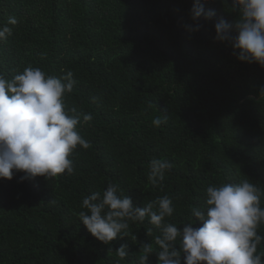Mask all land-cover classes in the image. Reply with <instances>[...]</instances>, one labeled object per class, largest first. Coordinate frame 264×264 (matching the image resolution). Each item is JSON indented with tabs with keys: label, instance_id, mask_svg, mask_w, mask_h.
<instances>
[{
	"label": "trees",
	"instance_id": "1",
	"mask_svg": "<svg viewBox=\"0 0 264 264\" xmlns=\"http://www.w3.org/2000/svg\"><path fill=\"white\" fill-rule=\"evenodd\" d=\"M193 0H0V74L11 79L28 66L76 84L67 108L91 113L78 125L91 147L70 154L72 174L21 180L0 178V264H138L141 243L159 230L129 221L128 237L108 245L80 222L82 199L118 184L141 207L168 195L183 224L205 207L207 186L249 179L264 188V67L240 61L215 40L214 23H233L232 0H207L212 21L198 31ZM93 97H97L93 101ZM167 116L160 127L152 121ZM173 164L159 187L147 180L152 158ZM264 207V196L261 197ZM199 227V224L195 225ZM152 229L151 235L147 234ZM264 236V225L258 228ZM127 245L128 257L114 251ZM264 253V241L258 246ZM156 264L155 254L149 256ZM264 260V256H262Z\"/></svg>",
	"mask_w": 264,
	"mask_h": 264
},
{
	"label": "clouds",
	"instance_id": "2",
	"mask_svg": "<svg viewBox=\"0 0 264 264\" xmlns=\"http://www.w3.org/2000/svg\"><path fill=\"white\" fill-rule=\"evenodd\" d=\"M206 2L193 0L190 16L196 23L187 27L189 32L199 30V19L212 21L216 16L214 9H205ZM232 8L237 13L233 23L222 18L214 23L215 40L230 46L240 61L264 67V0H232ZM17 23L15 17H9L0 26V41L12 34L8 25ZM75 84L71 70L59 78L32 66L11 79L0 74V178L10 180L15 172L24 173L21 180L74 172L70 154L78 145L91 147L78 131L81 116L83 122L93 118L91 113L66 107L65 94L71 93ZM96 99L93 97V101ZM166 120L167 116H157L152 124L160 127ZM148 167V182L159 187L173 164L154 157ZM262 196L264 188L249 179L210 184L205 189V207H192L194 219L181 229L166 220L175 210L168 195L136 207L118 184L109 183L102 192L82 199L81 206L87 211H80L78 217L87 231L105 245L129 235L137 242L129 232V221L143 223L147 218L159 230L154 237L158 247L141 243L138 264H151V254L156 256V264H264V253L258 252L264 241V236L258 234V228L264 225ZM151 233L150 228L147 234ZM108 251H114L120 260L129 255L127 245Z\"/></svg>",
	"mask_w": 264,
	"mask_h": 264
}]
</instances>
